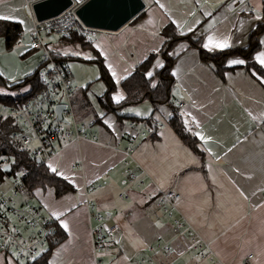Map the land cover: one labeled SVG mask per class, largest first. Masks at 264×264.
I'll return each mask as SVG.
<instances>
[{
    "label": "crops",
    "instance_id": "crops-1",
    "mask_svg": "<svg viewBox=\"0 0 264 264\" xmlns=\"http://www.w3.org/2000/svg\"><path fill=\"white\" fill-rule=\"evenodd\" d=\"M34 1L37 0H0V17L23 21L21 36L29 34V42ZM229 1L218 2L201 19L198 15L189 19L187 0H144L148 8L142 19L116 31L98 32L91 42L93 49L60 41L57 35L59 40L45 41L55 53L67 57V65L70 60L95 62L98 56L103 57L111 75L115 72L112 77L119 81L160 48L163 38L159 31L169 20L181 32L191 29L195 36L202 35V46L212 37L209 48L203 47L209 53L244 46L249 31L263 18V0H248L253 12L248 11L247 4L229 10ZM20 38L8 50L0 37V75L8 83L23 79L40 64V53L31 49L28 39ZM224 41L228 47L215 46ZM262 45L255 56L264 51ZM174 53L177 58L173 73L180 92L176 99L184 103L180 110L196 126L195 133L211 138L207 143L200 140L209 183L198 170L173 178L198 159L168 124L167 104L156 109L147 100L133 105L140 113L133 115L151 116L160 126L155 140L137 136L131 159L125 149L137 129L128 123L118 125L114 114L102 118L107 127L90 122L87 138L63 142L46 159L74 184L77 196L67 193L56 198L52 187L38 188L32 194L60 227L61 221L68 224L64 230L67 237L55 247L49 264H161L162 257L167 258V264H264V87L243 67L226 72L222 81L210 64L199 59L198 50L184 42L176 45ZM239 59L242 58L230 57L229 65H242L230 64ZM161 62L157 57L152 68H158ZM0 90V95L9 93L2 86ZM127 159L145 179L141 188H136L126 173ZM168 189L180 193L174 215L185 219L204 241L207 251L201 255H191L195 248L190 247L183 232L173 227L161 208H156L153 201L145 204L149 195ZM89 200L97 211L109 216L106 225L117 227L100 254L93 250L92 228L96 221L89 214ZM53 213L62 215L58 220ZM157 242L168 245L170 251L150 252L149 245ZM0 264H5L2 258Z\"/></svg>",
    "mask_w": 264,
    "mask_h": 264
},
{
    "label": "trees",
    "instance_id": "trees-1",
    "mask_svg": "<svg viewBox=\"0 0 264 264\" xmlns=\"http://www.w3.org/2000/svg\"><path fill=\"white\" fill-rule=\"evenodd\" d=\"M78 4L80 3L75 2V5ZM147 8L146 6L145 9L132 18L128 24L135 23L142 19ZM262 17V20L257 22L249 31L247 43L244 46L225 48L214 53H209L203 48L202 35L195 36V30L181 32L175 23L169 20L159 31V34L163 38L160 48L151 52L145 59L136 64L133 69L119 81L114 80L110 71L104 64L103 57L98 56L95 58V62L98 64L99 77L104 81L106 89L96 98V103L99 108L98 111H96L88 96L89 85L79 87L72 96V103L74 104L77 118L83 120L86 116L91 115V123L93 125H102L105 127L107 126L102 121V118L107 114H114L118 125L129 122L140 125L145 121L148 132L144 138L155 140L159 137L158 130L160 125L157 120L153 119L151 116L140 117L127 114L123 110L128 106L136 105L145 100L151 103L153 109H156L160 105L167 104L170 111V115L167 118L168 124L198 159L197 163L173 175V178H177L189 171L198 170L204 175L205 179L209 181L206 172L205 153L201 149L200 139L195 133L196 126L186 118L184 112L180 110V107L173 102V98H177L173 93L174 89L177 87L175 75H173V67L177 58V54L174 53V48L177 44L184 42L189 47L197 49L199 59L204 63L210 64L217 77L222 81L225 80L226 72L233 71L238 67H243L247 74L261 83L264 87V82H261V79L257 78L264 77V67L255 60V54L263 48V45L260 43V36L264 32V0ZM22 33L23 28L19 21L0 19V37L4 39L6 49L10 50L19 40ZM181 33L184 34L181 35ZM61 39L69 43L80 44L85 49H93L91 42L86 41L84 35L77 31H74L69 39ZM51 51L54 55L63 57L55 53L52 49ZM232 56H240L245 63L242 65H229V59ZM157 57L161 58L163 67L153 69V63ZM63 58L66 59L67 57ZM68 58L71 59V57ZM149 70L153 72L151 79L145 75ZM253 73H256V75H253ZM152 84H155L156 87L153 88ZM0 86L9 91L8 94L0 95V102L2 104L5 103L18 106L32 90L40 87V82L37 78V68L23 79L14 83H8V81L0 75ZM26 88L28 89L27 91H25ZM118 91H121V95L124 97L119 103L113 99ZM13 93H15V95H13ZM19 130L20 125L16 119L12 116L3 115L0 112V156L6 157V159L0 160V183L3 182L5 178L21 179L22 184L27 191H29L31 196L36 189H46L47 187L53 188L56 198L67 193H75L76 187L68 178L64 179L65 176H57L52 173L48 168L46 158L42 157L38 162L36 160L37 157L32 155L30 149L25 147L19 139L14 137V134ZM13 158L16 161L14 164L11 162ZM5 165H9V170L5 169ZM20 172H23L24 175H19L18 173ZM157 193L158 192L151 196L149 195V199L145 204L149 205ZM54 222L56 231L54 237L49 241L47 250L38 257L37 260L23 264H49L50 256L55 247L67 237V233L64 229L58 225L56 220H54ZM2 258L5 264H7V261L13 260L4 255ZM160 262L161 264H167L168 260L166 257H162Z\"/></svg>",
    "mask_w": 264,
    "mask_h": 264
},
{
    "label": "built area",
    "instance_id": "built-area-1",
    "mask_svg": "<svg viewBox=\"0 0 264 264\" xmlns=\"http://www.w3.org/2000/svg\"><path fill=\"white\" fill-rule=\"evenodd\" d=\"M243 4L248 5L249 12L254 11L248 0H230L226 7L229 10H237ZM75 9V6L69 7L58 16L43 21L33 18L30 27L32 33L30 47L37 50L41 56L40 64L37 66L40 87L32 90L18 106L5 103L1 106L3 115L12 116L19 122L20 130L14 137L29 148L35 157L47 159L56 153L63 142L85 139L89 136L91 124L77 118L72 103V96L78 87L68 69L67 60L54 55L44 39L45 34H55L60 38L69 39L72 33L77 31L84 35L86 41L92 42L99 29L85 26ZM173 100L178 107L184 106V103L176 98ZM60 104L64 105L63 116L67 123L55 120L56 107ZM128 126L137 129V134L129 137L125 149L127 158L131 159L137 136L144 137L148 127L145 121L139 127L134 122H129ZM32 142L35 143L34 146H28ZM129 159L125 161L126 173L133 185L141 188L145 179L135 172ZM122 195L127 197L126 192ZM179 197L180 193L174 189L161 190L153 199V204L156 208H161L172 220L175 229L187 233L192 247L201 248L205 243L197 236L196 231L185 219L174 215ZM31 198L21 179H11L6 188L0 189V254L15 260L13 257L15 252L18 254V262L23 263L32 262L31 257L36 252H41L42 255L56 231L54 219L46 215L41 206ZM87 206L91 218L96 221L92 228V243L95 254H99L114 237L117 227L105 224L109 216L97 211L92 200L87 202ZM148 250L153 253H167L170 247L153 244L149 245ZM141 262H144V259Z\"/></svg>",
    "mask_w": 264,
    "mask_h": 264
},
{
    "label": "water",
    "instance_id": "water-1",
    "mask_svg": "<svg viewBox=\"0 0 264 264\" xmlns=\"http://www.w3.org/2000/svg\"><path fill=\"white\" fill-rule=\"evenodd\" d=\"M76 6L75 12L80 21L88 27L105 31H116L145 9L144 0H85L75 5L74 0H37L31 4V11L37 21L58 16L69 7ZM173 93L180 95L176 87ZM64 105L56 107V121L66 122L63 116ZM39 162L41 159L36 158ZM9 165L6 170H9Z\"/></svg>",
    "mask_w": 264,
    "mask_h": 264
},
{
    "label": "rangeland",
    "instance_id": "rangeland-1",
    "mask_svg": "<svg viewBox=\"0 0 264 264\" xmlns=\"http://www.w3.org/2000/svg\"><path fill=\"white\" fill-rule=\"evenodd\" d=\"M218 2L221 3L222 0H187V7H188V9L191 10L189 19H191L195 15H198V18H200V19L203 18L204 14H207V12H209V10L211 11V9L216 8V5ZM201 7H202V11H201V13H199L201 10ZM194 20H196V18ZM101 31H105V30H99V32H101ZM51 35L52 36H50V38L44 37V39L50 40L52 38V40H57V39L59 40V38H60L59 36H58L59 37L58 38L55 34H51ZM28 37H29V34L26 36H23V37L21 36L20 41L21 40L24 41V39H28V43H30ZM55 38H57V39H55ZM60 41H62V39ZM24 43H26V42H24ZM28 43H26V44H28ZM12 49H10V50H12ZM68 65H69L70 71L73 74L74 82L77 86L85 87V86L89 85V89H88L89 99L91 100L96 111H98L99 108H98L97 103H96V98L98 95L103 93L104 90L106 89V85H105L104 81L102 79H100V77H99L98 64L96 62H77L75 60H70V61H68ZM73 65H76L77 67L75 68V66H73ZM145 103H146V105H148L147 101ZM1 106H2V103L0 102V112H2ZM133 107L134 106H128L123 111L125 113H128V114H132V113L135 114L138 111H136L135 108H133ZM141 115H144V114H141ZM169 115H170V111L168 109L167 110V116H169ZM83 120L85 122L90 123L92 121V116L88 115ZM34 144L35 143L32 142L28 146L33 147ZM10 182H11L10 178H5V180L0 183V189L6 188ZM208 183H209V181H208ZM209 186H211V185H209ZM76 192H77V188H76ZM76 192L74 193V196L75 195L77 196ZM31 200L33 202L39 204L41 206L42 210L46 213V215L47 214L49 215V213H47V211L45 210L43 203L39 199H35L32 196ZM182 234H184V238L188 242H190V247H192L191 246L192 242H191L189 236L187 235V233L183 232ZM157 244H162V243L157 242ZM203 251H207L206 247H204V246H202L201 248H195V249L191 250V252H192L191 255H194L197 253H199L201 255V253ZM0 256H1V258L3 257L2 254H0Z\"/></svg>",
    "mask_w": 264,
    "mask_h": 264
},
{
    "label": "snow or ice",
    "instance_id": "snow-or-ice-1",
    "mask_svg": "<svg viewBox=\"0 0 264 264\" xmlns=\"http://www.w3.org/2000/svg\"><path fill=\"white\" fill-rule=\"evenodd\" d=\"M163 7V6H162ZM0 19H4V20H7V19H11L10 17H7V16H4V17H0ZM20 23H23V21H20ZM191 31V29H189ZM184 33H181V35H183ZM213 42V38L212 37H209V42L204 44L203 47L204 48H209V45L212 44ZM261 44H264V39H262L260 41ZM216 47H219V48H225V47H228V42L227 41H224L223 43H218L215 45ZM78 54V53H76ZM255 60L257 62H259V64L264 67V51L262 52H259L256 56H255ZM245 61L242 60V59H239V60H233V61H230V64H244ZM51 67V66H50ZM157 67H163V64H158ZM113 76H115V72L112 73ZM146 77H148L149 79H151V77L153 76V72L151 70H149L148 72L145 73ZM173 75H175V73H173ZM253 75H256V73H253ZM258 79H261V82H264V77H257ZM152 87L155 88L156 85L155 84H152ZM28 89L26 88L25 91H27ZM2 91V90H0ZM13 95H15V93H13ZM113 99L119 103L121 100L124 99L123 95H116L113 97ZM137 115H139V112H137ZM187 123V122H185ZM196 135L200 138V140L204 141L205 143L208 142L209 139H211L210 137L209 138H205L203 135H201L199 132L196 133ZM6 159V157H2L0 156V160H4ZM13 164L16 163L15 159L13 158L12 161H11ZM7 166V165H5ZM48 168L51 170L52 173L56 174L57 176H61L63 175L62 173H60L56 167H53V165L49 164L48 165ZM19 175H24L23 172H20L18 173ZM64 179H67V177H64ZM53 216L56 217V219L59 220V217L60 215L62 214H57V213H53L52 214ZM61 226L64 228V230L67 231L68 229V224L61 221ZM43 251V250H42ZM41 255V252H36L32 257L31 259L33 261L37 260V258ZM13 257H15L16 259L15 260H11V261H7V264H23V262H18V254H16L15 252L13 253ZM7 259V258H5Z\"/></svg>",
    "mask_w": 264,
    "mask_h": 264
}]
</instances>
